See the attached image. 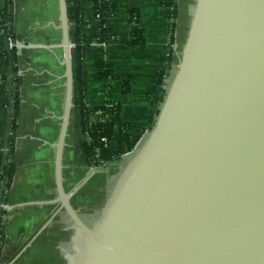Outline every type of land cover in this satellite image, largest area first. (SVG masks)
I'll return each instance as SVG.
<instances>
[{
	"label": "water",
	"instance_id": "95a60500",
	"mask_svg": "<svg viewBox=\"0 0 264 264\" xmlns=\"http://www.w3.org/2000/svg\"><path fill=\"white\" fill-rule=\"evenodd\" d=\"M124 174L96 230L61 191L85 264H264V0H196L179 71Z\"/></svg>",
	"mask_w": 264,
	"mask_h": 264
},
{
	"label": "crops",
	"instance_id": "0c3cea01",
	"mask_svg": "<svg viewBox=\"0 0 264 264\" xmlns=\"http://www.w3.org/2000/svg\"><path fill=\"white\" fill-rule=\"evenodd\" d=\"M9 1L11 23L0 15V174L11 162L15 164V174L8 190L4 179H0V264H53L47 259L51 252L48 243L55 240L54 236L66 234L67 210L61 191L70 193L73 204L95 178L109 177L113 172L109 168L92 170L93 166L85 159L80 94L75 80L76 31L67 15L66 0ZM6 2L0 0V8ZM115 3L116 9L106 21L114 37L105 41V46L97 41L96 21L89 22L84 31L89 44L85 58L86 100L90 109L100 107L106 100L121 106V119L134 125L131 135L137 140L138 149L135 147L125 154H134V158L151 135L165 100L159 96L158 75L167 70V77L171 76L176 65L174 57L171 63L168 59L172 34L170 8L162 0H115ZM176 5L175 41L178 22H187V12H190L188 35L196 0H177ZM134 9L140 14L136 21L131 15ZM84 16L92 18L90 2L85 4ZM137 31L143 43H134ZM10 39L17 45L11 48ZM179 41H182L181 34ZM14 48L17 49V70L13 72L10 53ZM101 61L119 78L95 77L98 71L95 64ZM69 74L73 78L71 106L59 162L58 142L66 113ZM17 78L21 82L14 128L13 92ZM168 87L169 80L166 94ZM122 138L123 135L116 132L110 139L113 150L118 148ZM90 171L96 173L74 194L73 188ZM60 263L55 261V264Z\"/></svg>",
	"mask_w": 264,
	"mask_h": 264
},
{
	"label": "trees",
	"instance_id": "16d2710c",
	"mask_svg": "<svg viewBox=\"0 0 264 264\" xmlns=\"http://www.w3.org/2000/svg\"><path fill=\"white\" fill-rule=\"evenodd\" d=\"M87 2L92 4V18L86 19L84 16V7ZM67 3V15L68 18L73 22V27L76 31V45H75V55H76V72L75 80L78 84L79 96H80V114H81V124L83 135L87 137L86 141L83 143V151L85 159L88 164L91 166H101L103 162H111L114 160H120L123 155L131 152L136 147L137 140H133L131 135V130L134 128V125L128 122H125L121 119V106L118 103L112 101H105L100 107L95 109H90L87 106L86 100V90H87V64H86V52L89 48V44L84 38L85 28L88 26L89 22L96 21L98 24L97 28V41L103 42L111 39L114 36V33L106 26L107 19L114 13L116 9L115 0H66ZM162 3L167 5L170 8L169 18L170 22V44L171 48L169 50V63L172 61L173 56V44L175 42V28H176V16L177 9L176 3L177 0H162ZM11 2L7 0L5 6L0 8V15L5 19V22L8 24L12 21V13L10 12ZM131 15L136 21L139 19V11L136 9L131 10ZM98 16V18H97ZM8 33L11 34L9 28ZM140 31L135 33L134 43H143L141 38ZM10 57L13 61V72L17 70L15 62L17 61V49L14 48ZM98 69L95 73L97 78H119L113 73L109 65L105 61L97 62L95 64ZM168 76V72L163 71L158 75V86H159V96L161 100L165 99L166 89L164 87L165 80ZM21 82V79L17 78L14 88V114L12 119V125L15 128L16 118L19 112V93L18 86ZM97 110H102L105 121L100 122L93 118V115ZM159 112V111H158ZM159 114V113H158ZM16 116V117H15ZM87 132V133H86ZM116 132L123 134L122 140L119 141L118 148L113 150L110 143L105 145L102 142V137H107L109 140L115 136ZM90 138V139H89ZM14 141V139H13ZM10 153L13 152V144L9 147ZM15 174V164L13 162L8 163L4 172L0 174V179L5 181V189L8 190L11 186L13 177Z\"/></svg>",
	"mask_w": 264,
	"mask_h": 264
},
{
	"label": "rangeland",
	"instance_id": "374dc122",
	"mask_svg": "<svg viewBox=\"0 0 264 264\" xmlns=\"http://www.w3.org/2000/svg\"><path fill=\"white\" fill-rule=\"evenodd\" d=\"M190 17V12H187V22L180 21L178 22V30H176V41L172 46L173 48V55L175 59V67L171 71V67L169 70L171 71V76L169 80V86L171 82L175 79L178 71H179V64L182 61V56L184 52V43L187 37V31H188V18ZM181 34L182 41L180 43L179 36ZM178 36V37H177ZM179 41V42H178ZM169 74V71H168ZM167 77V78H169ZM166 78V79H167ZM139 144V142H138ZM137 145V143H136ZM135 149V148H134ZM136 149L138 147L136 146ZM134 154H128L123 155L120 159V167L113 168V167H92V170L103 168L104 170L108 169L113 172L111 176H101L100 178H95L94 181L90 184L89 188L86 189V192L78 199L75 200L72 204L73 209L75 210L76 214L79 218L91 229L96 230L98 229L103 221L104 218L108 212V209L110 208L112 201L115 197V194L121 188L122 183L125 178V171L130 166V163L132 162ZM96 171L92 172L90 171L85 178L76 185L72 192L74 194L79 193L82 185L89 182L95 174ZM85 190V189H84ZM66 220V230H65V236H63V229H62V236L58 237L54 236L55 240L49 241V247L51 248V252L48 255L47 258L49 262H53L55 264V261L60 264H85V257L84 256V247L82 245V232L80 231L79 227L76 225L75 221L72 219L70 213L67 211V215L65 216ZM64 227V225L62 224ZM62 227V228H63ZM44 239H47V235L44 237ZM57 256V257H56ZM59 256L61 258H59ZM57 258V259H56ZM46 261V260H45ZM46 262L45 264H47Z\"/></svg>",
	"mask_w": 264,
	"mask_h": 264
},
{
	"label": "built area",
	"instance_id": "2783aa9c",
	"mask_svg": "<svg viewBox=\"0 0 264 264\" xmlns=\"http://www.w3.org/2000/svg\"><path fill=\"white\" fill-rule=\"evenodd\" d=\"M97 18H98V16H97ZM0 20H1V17H0ZM3 20V19H2ZM114 37V36H113ZM112 37V38H113ZM111 38V39H112ZM104 46L106 45V43L107 42H105V41H103V42H101ZM15 45H17V43H15V42H12L11 41V39H10V42H9V46L12 48L13 46H15ZM75 45H76V43H74L73 44V47H75ZM108 101V100H107ZM95 116V117H94ZM93 118L95 119V120H97V121H100V122H103V121H105V118H104V115H103V111L102 110H97L96 112H95V114L93 115ZM87 133V132H86ZM120 133V132H119ZM122 134V133H121ZM123 135V134H122ZM86 137V136H85ZM86 139H87V137H86ZM90 139V138H89ZM102 142H104L105 143V145H107V144H109V139L107 138V137H102ZM106 163L107 162H103L102 163V165H101V167H105V165H106ZM93 167H97V166H93Z\"/></svg>",
	"mask_w": 264,
	"mask_h": 264
},
{
	"label": "flooded vegetation",
	"instance_id": "af4514ba",
	"mask_svg": "<svg viewBox=\"0 0 264 264\" xmlns=\"http://www.w3.org/2000/svg\"><path fill=\"white\" fill-rule=\"evenodd\" d=\"M84 136H85V135H83V137H84ZM89 165H90V164H89ZM81 240H82V245H83V247H84V250H86V248L88 247V243H87L86 236H85V235L82 236ZM84 253H85V251H84Z\"/></svg>",
	"mask_w": 264,
	"mask_h": 264
}]
</instances>
